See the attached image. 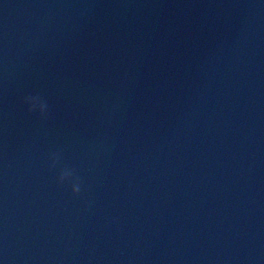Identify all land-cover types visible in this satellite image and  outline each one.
Segmentation results:
<instances>
[{
  "label": "water",
  "instance_id": "water-1",
  "mask_svg": "<svg viewBox=\"0 0 264 264\" xmlns=\"http://www.w3.org/2000/svg\"><path fill=\"white\" fill-rule=\"evenodd\" d=\"M0 264H264V0H0Z\"/></svg>",
  "mask_w": 264,
  "mask_h": 264
},
{
  "label": "clouds",
  "instance_id": "clouds-1",
  "mask_svg": "<svg viewBox=\"0 0 264 264\" xmlns=\"http://www.w3.org/2000/svg\"><path fill=\"white\" fill-rule=\"evenodd\" d=\"M29 111L31 112L32 109H29ZM58 153H53L51 156L57 155ZM50 156V157H51ZM51 167H56L55 164H51ZM66 175H72L74 177L75 183H71V190L73 192V194H78L80 192V184H81V178L79 176H76L74 174L73 170L68 169L67 167H62L59 173V177H58V183L63 184L65 182V176Z\"/></svg>",
  "mask_w": 264,
  "mask_h": 264
}]
</instances>
